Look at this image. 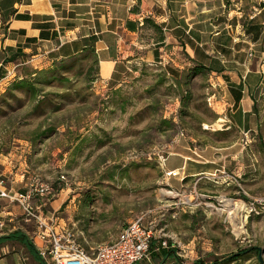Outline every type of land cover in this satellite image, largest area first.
I'll return each instance as SVG.
<instances>
[{"label": "rangeland", "instance_id": "obj_1", "mask_svg": "<svg viewBox=\"0 0 264 264\" xmlns=\"http://www.w3.org/2000/svg\"><path fill=\"white\" fill-rule=\"evenodd\" d=\"M236 2L247 18L261 9L264 33V0ZM131 68L117 88L102 90L93 85L92 54L65 59L60 72L75 85L65 95L56 86L37 95L15 86L28 65L19 73L3 69L0 179L8 187L30 181L48 187L35 204L71 227L87 250L90 241H110L141 217L154 251L137 264H264V91L256 94V132L245 137L218 121L224 90L206 71L186 74L179 86L161 64L139 59ZM174 153L188 156L191 171L206 172L182 183L181 174L166 176L163 163ZM4 206L12 212L1 216L4 231L14 223L26 228L20 207L7 199ZM162 241L174 250L170 256L156 250ZM6 243L5 256L31 258Z\"/></svg>", "mask_w": 264, "mask_h": 264}, {"label": "crops", "instance_id": "obj_2", "mask_svg": "<svg viewBox=\"0 0 264 264\" xmlns=\"http://www.w3.org/2000/svg\"><path fill=\"white\" fill-rule=\"evenodd\" d=\"M236 1L0 0V79L3 69L19 73L20 66L28 65L31 71L47 68L54 61L80 55L89 47L97 57L93 85L102 90L117 88L139 59L163 65L174 85L179 86L186 74L200 67L210 80L223 87L220 103L225 112L218 121L224 128L236 127L247 137L256 132V94L264 91V33L261 9L247 18ZM22 76L20 73L15 79ZM174 154L177 155L168 157L163 164L165 172L177 171L170 176L181 174L179 183L206 172L202 167L191 171L188 156ZM26 187L27 182L9 187L0 184V190L10 193L24 192ZM6 199L0 196L3 225L1 216L12 214L4 206ZM8 221H13V217ZM23 221L26 228L14 223L5 232L0 227V264H29L28 260H32L31 264H44L37 255L38 245L35 251L23 240L9 237L19 232L27 239L29 234L33 238V223L24 216ZM118 233L110 241L90 243H110ZM6 241L15 242L22 253L25 248L31 258L16 253L5 256Z\"/></svg>", "mask_w": 264, "mask_h": 264}, {"label": "built area", "instance_id": "obj_3", "mask_svg": "<svg viewBox=\"0 0 264 264\" xmlns=\"http://www.w3.org/2000/svg\"><path fill=\"white\" fill-rule=\"evenodd\" d=\"M165 173L167 176L177 174L175 171ZM3 182L0 179L1 185ZM47 190L48 187L34 181L27 183L24 192L0 190V196L18 204L25 220L33 223V238L39 243L37 255L44 264H137L149 260L152 232L143 224L141 217L127 222L112 242L87 250L78 242L71 227L62 223L54 212L47 213L41 204H35V196H43ZM166 247V241H162L156 250Z\"/></svg>", "mask_w": 264, "mask_h": 264}, {"label": "trees", "instance_id": "obj_4", "mask_svg": "<svg viewBox=\"0 0 264 264\" xmlns=\"http://www.w3.org/2000/svg\"><path fill=\"white\" fill-rule=\"evenodd\" d=\"M84 53H89L92 54L94 57V63L97 65V57L96 54L94 53L93 48H86L84 49ZM77 56V55H76ZM75 57V56H73ZM72 58V57H70ZM69 59V58H67ZM65 59L58 60V62L55 61V64L48 68H42V69H34L28 74H24L20 79H16L14 81L15 86H20V87H25L27 90L33 94H41L43 92L44 87H58L61 90L60 95H65L69 92L70 89H74L75 85L73 84V81L70 77L63 76V74L60 72L61 67L63 66ZM54 63V62H53ZM200 67H196L193 71H202L199 69ZM192 71V72H193ZM97 72V71H96ZM93 80V79H91ZM9 237L12 238H17L19 240H23L25 245H27L29 248L34 249V246L32 242H30L23 234L19 232H14ZM2 240V239H1ZM36 251V250H35ZM154 248H153V242L151 243V254H153ZM158 251L163 255V257L170 256L171 253H173V249L165 250V248H159ZM248 251H254L252 249H245L242 250L238 253L231 254L229 255L226 260L231 261L235 260L239 257H241L243 254H245ZM39 257V256H38ZM40 259V257H39ZM178 260V259H175ZM181 263V261H180ZM217 262H215L216 264ZM191 264H209V263H204L201 260H197L192 262Z\"/></svg>", "mask_w": 264, "mask_h": 264}, {"label": "bare ground", "instance_id": "obj_5", "mask_svg": "<svg viewBox=\"0 0 264 264\" xmlns=\"http://www.w3.org/2000/svg\"><path fill=\"white\" fill-rule=\"evenodd\" d=\"M233 204H239L238 202H232ZM232 204V205H233ZM242 207V206H241ZM241 207H240V209H241ZM241 211H244V209L242 208V210ZM240 213V212H239Z\"/></svg>", "mask_w": 264, "mask_h": 264}]
</instances>
